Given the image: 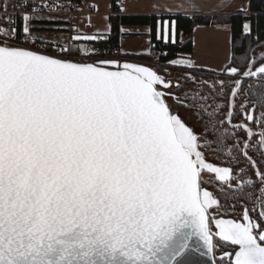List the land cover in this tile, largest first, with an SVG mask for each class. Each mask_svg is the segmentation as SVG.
<instances>
[{
  "label": "snow or ice",
  "instance_id": "snow-or-ice-1",
  "mask_svg": "<svg viewBox=\"0 0 264 264\" xmlns=\"http://www.w3.org/2000/svg\"><path fill=\"white\" fill-rule=\"evenodd\" d=\"M45 8L0 0V264H193V253L264 264V54L239 64L233 55L224 79L188 75L191 94L176 96L183 86L166 68L132 59L150 53L103 58L82 46L109 43L110 25L75 28L64 43L41 37ZM149 18L150 37L177 43V20ZM168 63L196 69L188 58ZM173 96L205 118L203 135L168 103ZM210 177L234 201L231 213L206 187Z\"/></svg>",
  "mask_w": 264,
  "mask_h": 264
},
{
  "label": "crops",
  "instance_id": "crops-1",
  "mask_svg": "<svg viewBox=\"0 0 264 264\" xmlns=\"http://www.w3.org/2000/svg\"><path fill=\"white\" fill-rule=\"evenodd\" d=\"M114 1L119 8L120 14L194 15L197 13H251L250 0H79L78 6L80 8L86 9L90 4H94L99 5V11L90 15L91 24L94 27L87 26V17H89L87 15L76 16L74 18L75 27L89 34L97 30L104 31L106 25L111 26L109 16L112 13V3ZM121 9H126V11ZM241 9L244 10L241 11ZM126 26L131 25H123L125 29ZM140 26L146 27L149 25ZM37 28L41 27L37 26ZM55 29L63 30L56 31ZM128 31L137 33L135 30ZM38 34L46 40L64 43L68 41L74 32L65 22L57 21L52 28L43 29ZM121 38L119 51H122L120 47ZM179 39L184 41L182 32L179 34ZM232 48V31L229 26L217 24L197 25L193 31L192 53H181L175 59L188 58L193 63H198L196 69L211 70L219 73L221 70L217 69L227 64L232 57Z\"/></svg>",
  "mask_w": 264,
  "mask_h": 264
},
{
  "label": "trees",
  "instance_id": "trees-1",
  "mask_svg": "<svg viewBox=\"0 0 264 264\" xmlns=\"http://www.w3.org/2000/svg\"><path fill=\"white\" fill-rule=\"evenodd\" d=\"M78 3L79 0H76ZM250 14H242V13H220V14H211V13H197L194 15H184V14H174V15H162L167 19L171 16L172 19L177 20V43L172 45H164L159 41H156L154 37H151L152 44L154 48H151L150 55H145L141 57L134 58H143L152 60L155 56L158 59L159 71L161 74L164 73L163 66L167 64L170 60L175 59L181 53H192L193 51V31L197 25H227L231 28L232 31V56H235V63L239 64L244 61V54L251 53L259 58L262 54H264V0H250ZM156 15H145V14H120L119 8L116 6L115 1L112 3V13L110 14L111 28L112 34L109 37V43H99L95 45L84 44L82 46L86 47H95L97 49H101L105 52L107 48H111L113 50L119 48L121 35L119 34V29L123 25H149L152 29L155 27V20L150 19L149 17ZM246 21L250 22L251 34H247L244 32L243 25ZM55 23H50L49 20H41L38 21L35 25L36 27H41L39 29H50L53 27ZM182 32L184 36V41L179 39V34ZM254 50V53L252 52ZM167 53V56L161 55V53ZM264 63V61H261ZM150 66V65H149ZM195 73L193 74L198 80L203 81H211L213 79H224V76L219 75L214 71H208L205 69H195ZM254 83V81H245V88L249 86V84ZM221 103L223 101H220ZM183 119V118H182ZM199 119L202 121L205 118L201 115ZM204 124V123H203ZM226 127V125H225ZM231 131V129H229ZM220 131H223V127L220 128ZM205 133V131H204ZM211 139V137H208ZM215 153V152H214ZM223 155L225 154H218ZM258 157V153L256 154ZM228 157V156H227ZM240 165H245L241 163ZM216 196V194H215ZM221 199L223 200V196L221 195ZM227 203H234V201L226 200ZM235 210H239L236 208ZM219 253H217V256Z\"/></svg>",
  "mask_w": 264,
  "mask_h": 264
},
{
  "label": "rangeland",
  "instance_id": "rangeland-1",
  "mask_svg": "<svg viewBox=\"0 0 264 264\" xmlns=\"http://www.w3.org/2000/svg\"><path fill=\"white\" fill-rule=\"evenodd\" d=\"M246 23L250 25L249 21H246ZM150 28L151 26H146V27L140 26V25L126 26V29L130 31L135 30L140 34L139 35H136V34L123 35L121 38V45H120L121 50L150 52L151 48H149V45H148V41L151 39V37L148 35V30ZM138 59L145 60L147 62V65H150V66H155L159 64L157 56H155L152 60L143 59V58H138ZM194 64L197 65L198 63L194 62ZM163 66H165L167 69V73H166L167 78L171 79L174 83L176 81H179L180 84L183 86L179 91H176V96L182 97L185 93L191 94L193 85L191 81H186L185 77L188 75L194 76L193 74L195 73L194 72L195 70H186L182 67H174V66L169 65V63L164 64ZM223 67L224 65L222 67H219V69L217 70H222ZM208 71H211V70H208ZM163 74H165V72ZM176 96L170 97L168 99V103L173 106L175 112L178 113L181 116V118H183L185 122L195 130L197 134L203 135L205 131V127L202 121L199 119L200 113L196 110H192L189 107L185 106L182 102L176 99ZM207 155L210 161L215 162L219 164L220 166H229L228 160H224L219 155H216L214 152L210 151L207 153ZM249 177L250 176L247 172L244 178L248 179ZM209 179L211 180V183L207 184V186L213 189L214 193H216L218 197L220 198L221 196L220 184H218L217 181L212 177H210ZM220 202L222 204L221 198H220ZM222 211L228 212V210L225 207L222 209Z\"/></svg>",
  "mask_w": 264,
  "mask_h": 264
},
{
  "label": "built area",
  "instance_id": "built-area-1",
  "mask_svg": "<svg viewBox=\"0 0 264 264\" xmlns=\"http://www.w3.org/2000/svg\"><path fill=\"white\" fill-rule=\"evenodd\" d=\"M37 5L47 4L50 5V8H45L42 11V15L46 20L54 19L55 21H63L68 24V27L73 31L75 29L74 18L78 15H87L90 16L95 11L90 10V4L86 9H82L78 6L76 0H35ZM10 12L15 13L16 10L13 8L9 9ZM37 24V23H36ZM88 24V23H87ZM119 52L118 49L107 48L104 52L103 58H114ZM133 59V58H132ZM135 59V58H134ZM137 62L144 63L147 65V62L142 59H135Z\"/></svg>",
  "mask_w": 264,
  "mask_h": 264
},
{
  "label": "flooded vegetation",
  "instance_id": "flooded-vegetation-1",
  "mask_svg": "<svg viewBox=\"0 0 264 264\" xmlns=\"http://www.w3.org/2000/svg\"><path fill=\"white\" fill-rule=\"evenodd\" d=\"M246 81H250V80H246ZM257 114H258V113H257ZM253 131L259 133L260 128H259L258 126H257V127H254V128H253ZM258 142H259V136L256 137V141H255V143H258ZM220 157L223 158L224 160H228V161H229V159H228L229 157H227V156L220 155ZM225 157H227V158H225ZM218 165H219V164H218ZM219 166H220V165H219ZM245 166H246V165H244V166H243V165H239V168H244ZM239 168H237V171H239ZM248 174H249V176H251V171H248ZM206 186H207V185H206ZM207 188H208V190H209L210 192H212L214 195L216 194V193H214L213 189H211V188L208 187V186H207ZM220 194H221V191H220ZM216 197L219 198L217 194H216ZM220 198H221V196H220ZM220 198H219V199H220ZM221 201H222V204L224 205V207L228 210V212L231 213V212L233 211V209L229 207L230 203H227L226 200L224 199V197H223V200L221 199ZM220 203H221V202H220ZM235 212H236L237 215H239V213H240V209H239V210H235Z\"/></svg>",
  "mask_w": 264,
  "mask_h": 264
},
{
  "label": "water",
  "instance_id": "water-1",
  "mask_svg": "<svg viewBox=\"0 0 264 264\" xmlns=\"http://www.w3.org/2000/svg\"><path fill=\"white\" fill-rule=\"evenodd\" d=\"M191 259L193 264H211L210 256H202L199 253H193Z\"/></svg>",
  "mask_w": 264,
  "mask_h": 264
}]
</instances>
